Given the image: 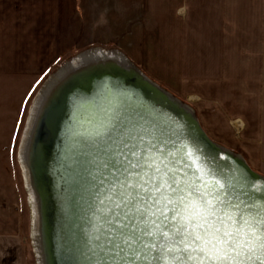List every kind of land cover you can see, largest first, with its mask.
I'll list each match as a JSON object with an SVG mask.
<instances>
[{
    "label": "crops",
    "instance_id": "0c3cea01",
    "mask_svg": "<svg viewBox=\"0 0 264 264\" xmlns=\"http://www.w3.org/2000/svg\"><path fill=\"white\" fill-rule=\"evenodd\" d=\"M115 48L216 114L264 175V0H0V92L14 93L0 101V144L11 148L31 92L83 54Z\"/></svg>",
    "mask_w": 264,
    "mask_h": 264
},
{
    "label": "snow or ice",
    "instance_id": "6c2138e0",
    "mask_svg": "<svg viewBox=\"0 0 264 264\" xmlns=\"http://www.w3.org/2000/svg\"><path fill=\"white\" fill-rule=\"evenodd\" d=\"M107 135L100 264H264V186L234 195V179L196 167L186 147L124 126Z\"/></svg>",
    "mask_w": 264,
    "mask_h": 264
},
{
    "label": "water",
    "instance_id": "95a60500",
    "mask_svg": "<svg viewBox=\"0 0 264 264\" xmlns=\"http://www.w3.org/2000/svg\"><path fill=\"white\" fill-rule=\"evenodd\" d=\"M104 64L108 65L110 73L118 71L132 81L158 91L133 68L114 62ZM157 93L169 99L163 92ZM86 99L98 103L96 97ZM171 99L194 115L172 94ZM120 107L116 111L100 107L80 111L68 104L64 113L55 118L49 128H43L36 161L45 197L52 264H100L104 259L94 249L95 237L103 235L97 231L102 228L98 205L99 180L104 174L102 163L104 145L109 139L107 131L113 126L143 132L149 138L156 136L165 139L174 151L186 147L193 152L192 159L198 162L196 167L210 169L219 177L234 179L237 188L234 195H238L241 189L247 190L252 183L264 186V175L255 174L246 164L230 159L229 152L210 141L200 130H194L191 127L194 124L187 120V124L184 120L172 125L160 119V116H149L150 121L157 124L154 126L148 123L145 114L136 105L126 112ZM160 109H163L161 111L168 121L173 117L183 119L180 114L174 113L175 110L170 111L162 106Z\"/></svg>",
    "mask_w": 264,
    "mask_h": 264
},
{
    "label": "bare ground",
    "instance_id": "6f19581e",
    "mask_svg": "<svg viewBox=\"0 0 264 264\" xmlns=\"http://www.w3.org/2000/svg\"><path fill=\"white\" fill-rule=\"evenodd\" d=\"M91 54L92 52L83 54V56L77 58L72 64L63 66L60 71L47 82L44 89L38 92L33 106L34 109H32L30 118L27 120V125L25 124L26 127L23 130L20 159H22L25 168V176L28 185L34 192L36 198L38 218L37 235L40 239L38 250L40 257H42L43 264H52V261L49 256L50 240L48 231L49 226H47V218L45 217V197L39 179V166H37L36 155L41 140L40 138L43 134V128L46 126L49 128L53 124L55 118L64 113L68 104H70L72 108H79L80 111L94 107L116 111L122 106L125 112L128 109H133L134 105H136L143 114H145L148 123L154 126H157V124L152 123L149 116H160V119L172 125H176L177 122H182L184 120L186 122L187 120V122L194 124L191 125L194 130H200L210 141L229 152L228 157L230 159H234L235 162L246 164L255 174L259 173L252 168L244 157L235 154L232 150L213 140L194 115L190 114L176 101L171 99V94L167 90L162 88L147 75L140 72L135 65L131 64L127 57L124 56L123 58H119L120 56H117L116 58V56L110 54L108 50L104 49L96 52L95 55ZM115 61H121L128 67L133 68L143 79L157 88V92H163V94L169 96V99L159 95L152 88L147 87L146 84H138L118 71L110 73L108 65L104 63H116ZM77 91H79V93ZM89 97H96L98 103L86 99ZM71 99L72 101H70ZM65 102L67 103L66 106L64 105ZM55 105L56 107L54 109ZM161 106L170 111L175 110L174 113L177 112L183 119L173 117L174 119L171 118V120L168 121L164 112L162 113L161 111L163 109H160ZM53 109L54 111H52ZM260 174L261 173H259V175Z\"/></svg>",
    "mask_w": 264,
    "mask_h": 264
},
{
    "label": "rangeland",
    "instance_id": "374dc122",
    "mask_svg": "<svg viewBox=\"0 0 264 264\" xmlns=\"http://www.w3.org/2000/svg\"><path fill=\"white\" fill-rule=\"evenodd\" d=\"M115 49L108 51L116 58L117 56H120L119 58L127 57L131 64L142 72L140 67L125 52L118 48ZM99 51L94 50L91 55H95ZM115 62L128 67L121 61ZM31 93L25 105L26 116L18 122L19 127L16 130L11 148L0 144V264H43L38 250L40 239L37 235L36 198L28 185L25 168L22 159H20L23 130L27 125L32 109H34L33 106L36 100L34 99L36 92ZM9 94L0 92V101L9 100L14 95L13 92ZM174 97L183 107L190 110L198 120L203 117L202 115H207L210 124L204 126L212 138L234 153L248 159L243 145L232 138L233 134L231 136L227 129L218 128L219 123L216 122V114L211 111L208 113L197 111L196 100L194 99L190 101L186 98ZM1 112H3V107L0 105ZM214 124H216L217 128L213 126ZM250 163H252L256 171H262L260 165L256 162L251 161Z\"/></svg>",
    "mask_w": 264,
    "mask_h": 264
}]
</instances>
